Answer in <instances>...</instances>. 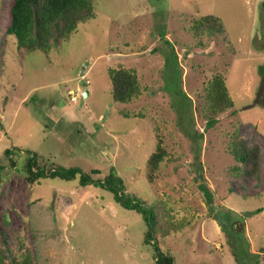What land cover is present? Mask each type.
<instances>
[{"label":"rangeland","instance_id":"rangeland-1","mask_svg":"<svg viewBox=\"0 0 264 264\" xmlns=\"http://www.w3.org/2000/svg\"><path fill=\"white\" fill-rule=\"evenodd\" d=\"M13 3L0 0L6 261L28 252L31 264H156L157 247L175 264H264V0H93V14L48 52L8 45ZM207 14L225 32L195 37L192 21ZM117 67L138 74L140 93L129 103L112 99L108 70ZM216 73L225 76L235 112L205 129L198 101ZM235 128L260 148L258 178L249 165L238 178L230 170ZM196 130L203 132L200 169ZM158 139L174 161H163L149 183L146 163ZM5 149H13L20 173ZM27 152L44 173L76 167L98 170L91 177L101 179L113 170L153 216L155 243L145 242L141 214L105 188L81 185L79 175L30 184L22 174Z\"/></svg>","mask_w":264,"mask_h":264},{"label":"trees","instance_id":"trees-1","mask_svg":"<svg viewBox=\"0 0 264 264\" xmlns=\"http://www.w3.org/2000/svg\"><path fill=\"white\" fill-rule=\"evenodd\" d=\"M93 0H14L10 8L11 22L6 28V36L8 45L13 42L17 49L23 52H31L41 50L48 52L51 48L59 46L65 42L70 36L77 31L78 23L93 14ZM191 30L193 35L224 33L225 28L219 17L214 14L203 15L192 21ZM15 41V42H14ZM112 99L115 103H129L133 98L139 95V78L136 70L131 68H110L108 70ZM261 90L258 92V99L261 98ZM199 111L205 122V129H209L218 123L223 113H234L235 105L230 96V92L226 85L225 76L221 73L214 74L203 87L202 101H198ZM119 113L125 117L127 112L120 109ZM197 131V132H196ZM195 131L193 143L198 148L195 154L197 168H201V160L199 158V149L203 142V132ZM229 153L233 156L236 164L230 170L239 177V173H245L243 167L249 165L248 173L258 178L260 148L257 144L249 145L246 139L239 135L235 128L228 141ZM5 153L9 158V166L20 173L12 159L13 149H5ZM29 154V152H27ZM178 158V156L176 157ZM175 158V159H176ZM174 161L162 144V140L158 139L154 151L149 155L146 163V178L152 183L154 177L159 171V167L163 161ZM37 154H29L27 162L24 163L23 176L26 180L33 184L44 175L57 177L65 180H72L78 177L81 185L93 184L109 190L115 201L125 209L135 211L141 214L147 224L145 232V242L154 241V232L150 229V221L146 211L143 208L144 202L134 195H128L124 190V182L121 177L111 170L108 175L101 179H93L91 175H98V170H91V173H82L76 167L68 169H53L45 171L36 166ZM195 165V164H192ZM4 167H0V180ZM198 175L202 174L198 171ZM205 200L211 205L212 198L206 195V187L202 184ZM8 250L6 247H0V264H31L29 261V253L24 252L21 257L12 256L6 261L5 255ZM154 258L156 264H175V257L169 253H165L157 247L154 248Z\"/></svg>","mask_w":264,"mask_h":264},{"label":"water","instance_id":"water-1","mask_svg":"<svg viewBox=\"0 0 264 264\" xmlns=\"http://www.w3.org/2000/svg\"><path fill=\"white\" fill-rule=\"evenodd\" d=\"M87 92H85V94H86Z\"/></svg>","mask_w":264,"mask_h":264}]
</instances>
